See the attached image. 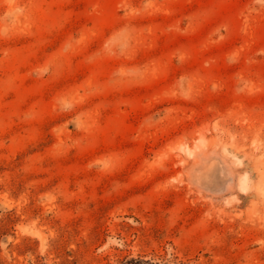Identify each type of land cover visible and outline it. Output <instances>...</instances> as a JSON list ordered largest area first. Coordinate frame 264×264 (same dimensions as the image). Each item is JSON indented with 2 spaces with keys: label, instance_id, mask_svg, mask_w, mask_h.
Masks as SVG:
<instances>
[{
  "label": "rangeland",
  "instance_id": "1",
  "mask_svg": "<svg viewBox=\"0 0 264 264\" xmlns=\"http://www.w3.org/2000/svg\"><path fill=\"white\" fill-rule=\"evenodd\" d=\"M132 259L264 264V0H0V264Z\"/></svg>",
  "mask_w": 264,
  "mask_h": 264
},
{
  "label": "bare ground",
  "instance_id": "2",
  "mask_svg": "<svg viewBox=\"0 0 264 264\" xmlns=\"http://www.w3.org/2000/svg\"><path fill=\"white\" fill-rule=\"evenodd\" d=\"M201 153H202V152H200L199 154H201ZM206 153H207V152H206ZM215 153L217 154L218 152H215ZM212 154H213V153H212ZM216 154H215V156H217ZM197 155H198V154H197ZM201 155H202V154H201ZM221 155L224 156L223 154H221ZM204 157H205V156H204ZM196 158L198 159L199 157H196ZM216 158L218 159V156H217ZM225 158H226V157H225ZM203 159H204V158H203ZM203 159H202V160H203ZM206 159L208 160V158H206ZM202 160H201V161H202ZM227 160H228V159H227ZM208 161H209V160H208ZM218 161H219V160H218ZM218 161H217L216 163H218ZM221 161H222V160H221ZM229 163H230V162H229ZM195 164H196V163H195ZM195 164H194V165H195ZM198 164H199V163H198ZM208 164H209V163H207V165H208ZM196 165H197V164H196ZM230 165H231V164H230ZM197 166H198V165H197ZM208 166H210V165H208ZM218 166H219V165H218ZM218 166H217V167H218ZM230 167H231V166H230ZM232 167H233V166H232ZM193 168H194V167H193ZM193 168H191V169H192V170H195V169H193ZM219 168H221V167H219ZM197 169H198V168H197ZM203 169H204V168H203ZM208 169H209V167H208ZM210 169H211V170H215L216 167H215V168L213 167V168H210ZM229 169H230V168H229ZM229 169L227 170V173H228ZM201 170H202V168H201ZM217 170H219V169L217 168ZM231 170H232V169H231ZM189 171H190V170H189ZM189 171H188V172H189ZM204 171H205V169L203 170V173H204ZM233 171H234V170H233ZM233 171H231V172H229V173H232ZM191 172H193V171H191ZM198 172H199V171H198ZM205 172H206V171H205ZM215 172H216V171H215ZM215 172L212 171V172L210 173V177H211L212 180H213L212 183L219 184V183H220V179H219V176L216 175ZM225 172H226V171H225ZM189 173H190V172H189ZM193 173H194V172H193ZM232 174H233V173H232ZM190 175H191V174H190ZM190 175H188V176H190ZM229 175H230V174H229ZM235 175H236V174H235ZM193 176H194V175H193ZM193 176H192V177H193ZM196 177H198V176H196ZM196 177H195V178H196ZM227 177L230 178L229 176H227ZM227 177H226V178H227ZM202 178H203V177H202ZM189 180L193 181L192 178L189 179ZM202 180H203V179H202ZM191 181H190V182H191ZM195 181H196V180H195ZM204 181H205V180H204ZM224 181H225V182H226V181H229V179H225ZM232 181H234V179H233ZM193 182H194V181H193ZM205 182H206V181H205ZM230 182H231V181H230ZM236 182H237V179H236ZM209 183H210V182H209ZM221 183H222V182H221ZM226 183H227V182H226ZM226 183H225L224 185H225V187L227 188L226 185H227L229 182H228L227 184H226ZM234 183H235V182H234ZM207 184H208V183H207ZM207 184H206V185H207ZM210 184H211V183H210ZM216 184H215V186H216ZM229 185H230V184H228V186H229ZM236 185H237V184H236ZM196 186H197V185H196ZM210 186H211V185H210ZM231 186H232V185H230L229 187H231ZM202 187H203V186H202ZM229 187H228V188H229ZM198 188H199V187H198ZM204 188H205V186H204ZM207 188L209 189V187L206 186L205 189H207ZM215 188H216V187H215ZM215 188H214V189H215ZM200 189H202V188L200 187ZM200 189H199V190H200ZM229 189H230V188H229ZM212 190H213V188H212ZM212 190H211V191H212ZM230 190H231V189H230ZM200 191H201V190H200ZM202 191H203V190H202ZM209 191H210V190H209ZM204 192H205V191H204ZM206 192H207V190H206ZM224 195H225V194H224ZM218 196H219V195H218Z\"/></svg>",
  "mask_w": 264,
  "mask_h": 264
},
{
  "label": "trees",
  "instance_id": "3",
  "mask_svg": "<svg viewBox=\"0 0 264 264\" xmlns=\"http://www.w3.org/2000/svg\"><path fill=\"white\" fill-rule=\"evenodd\" d=\"M121 264H153L141 259H132L129 261L122 262Z\"/></svg>",
  "mask_w": 264,
  "mask_h": 264
}]
</instances>
